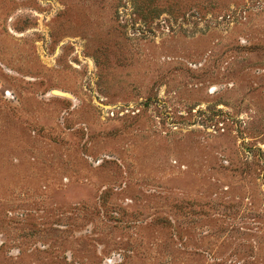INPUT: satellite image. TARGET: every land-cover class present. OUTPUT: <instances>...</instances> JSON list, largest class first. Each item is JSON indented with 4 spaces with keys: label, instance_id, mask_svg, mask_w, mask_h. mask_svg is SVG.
<instances>
[{
    "label": "rangeland",
    "instance_id": "374dc122",
    "mask_svg": "<svg viewBox=\"0 0 264 264\" xmlns=\"http://www.w3.org/2000/svg\"><path fill=\"white\" fill-rule=\"evenodd\" d=\"M0 264H264V0H0Z\"/></svg>",
    "mask_w": 264,
    "mask_h": 264
}]
</instances>
